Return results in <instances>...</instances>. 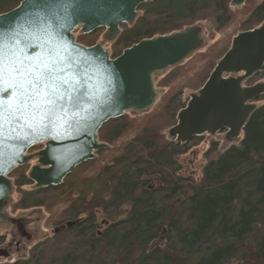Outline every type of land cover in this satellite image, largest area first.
Masks as SVG:
<instances>
[{
	"label": "trees",
	"instance_id": "16d2710c",
	"mask_svg": "<svg viewBox=\"0 0 264 264\" xmlns=\"http://www.w3.org/2000/svg\"><path fill=\"white\" fill-rule=\"evenodd\" d=\"M21 1L0 0V14ZM240 13L245 17L235 32L156 76L159 94L153 107L104 123L100 141L110 146L78 165L62 184L36 188L29 164L10 173L18 196L9 198L7 209L43 208L55 214L52 222L61 227L32 245L26 258L8 264H264V103L249 117L240 144L210 158L199 182L178 174L177 158L197 137L181 143L166 132L187 104L179 98L184 90L200 89L233 37L264 21V0L241 6L232 0L145 2L135 22L121 25L111 54L116 57L146 37L202 27L206 20L223 32ZM102 31L79 34L78 41L93 45ZM188 72L192 75L175 87ZM261 78L264 70L244 84ZM107 151L112 157L99 164ZM82 180L96 181L93 192L75 194ZM100 217L108 222L102 230ZM69 221L75 223L69 227ZM5 241L0 233V246Z\"/></svg>",
	"mask_w": 264,
	"mask_h": 264
},
{
	"label": "water",
	"instance_id": "95a60500",
	"mask_svg": "<svg viewBox=\"0 0 264 264\" xmlns=\"http://www.w3.org/2000/svg\"><path fill=\"white\" fill-rule=\"evenodd\" d=\"M148 1L151 0H75L74 12L70 19L63 21L64 26L59 22L52 25L57 40L70 49L75 59L88 66L92 77L90 88L101 86L103 93L87 113L82 112L68 125L52 126L48 130L22 128L6 134L7 138L0 144V220L15 224L22 236L29 237L24 221L6 211L14 188L10 173L37 158L38 163L29 170L35 187L62 184L78 165L95 158L97 151L108 147L99 137L104 123L130 111H148L158 99L157 73L181 64L204 45V31L197 24L143 38L116 57L99 42L91 46L78 42L74 34L78 26L83 34L105 27V38L116 39L121 25L135 22L139 6ZM246 1L232 0V4L241 6ZM29 15V5L22 0L15 8L1 13L0 18L4 24L20 31L23 39L34 31L28 25ZM44 39L32 35L30 42L35 47L26 49V53L31 56L44 54ZM263 70L264 21L233 37L230 48L218 60L202 87L190 96L178 113V121L169 130L170 135L181 143L225 129L230 139L240 136L257 107L253 100L264 94V83L244 85V81ZM8 84L7 78L0 82V96ZM3 98L8 99L7 96ZM40 142H45L42 149L28 153ZM164 239L162 236L161 242ZM0 252L8 255L7 251Z\"/></svg>",
	"mask_w": 264,
	"mask_h": 264
},
{
	"label": "snow or ice",
	"instance_id": "6c2138e0",
	"mask_svg": "<svg viewBox=\"0 0 264 264\" xmlns=\"http://www.w3.org/2000/svg\"><path fill=\"white\" fill-rule=\"evenodd\" d=\"M24 2L30 8L31 34L22 39L20 31L0 18V82L9 80L0 96V144L22 128L48 130L68 125L82 112L87 113L103 93L101 86L90 88L88 66L75 59L52 30L55 22L63 27V21L70 19L75 0ZM32 35L45 38L44 54L26 53V49L35 47L30 42Z\"/></svg>",
	"mask_w": 264,
	"mask_h": 264
},
{
	"label": "rangeland",
	"instance_id": "374dc122",
	"mask_svg": "<svg viewBox=\"0 0 264 264\" xmlns=\"http://www.w3.org/2000/svg\"><path fill=\"white\" fill-rule=\"evenodd\" d=\"M244 17H245L244 13H240L239 15H237L235 20H233L230 26L224 29L223 32H217L215 30L214 23L212 21L210 20L202 21L201 23H202V28L204 31V39H205V43L203 47H206L207 45L219 39L220 37H228L230 34L235 32V30H237L238 28L240 20L243 19ZM106 32H107L106 28H103V31L100 33V37L98 38L97 42L101 43L110 53H112V42L115 39L114 40L106 39L105 38ZM161 73H157V75ZM190 75H192V72H188L184 77L179 79L174 84V86L175 87L181 86L189 78ZM257 83H264V78L258 79L250 85H254ZM198 90L191 91L189 89H185L184 92L179 96V98L188 101L190 96L193 93L198 92ZM258 98L260 99L254 100V102L257 105L263 104L264 94L260 95ZM129 113H131L132 115L140 114L137 112L133 114L132 111H130ZM170 129L171 127L169 128V130ZM169 130H167L166 132L168 133ZM168 135L171 137L170 133H168ZM196 137L197 139L191 145L190 149L186 153L180 154L177 157L180 164V169L178 174L183 177H187L190 180H193L194 182H199L202 178L203 168L207 163V161L210 158L217 157L221 152H223L231 145H239L243 138V132H241L240 136L234 139H230L227 137L226 130H221L215 133L214 135H210L206 133L204 135L196 136ZM127 138L128 137L121 139L120 142L118 143L121 144V142H123ZM214 143H216V148L211 149L213 148ZM109 146L110 145H108V147ZM29 152H32L31 149L29 150ZM104 154L105 155H102L100 157V161L98 162L99 164H104L113 155L111 151H107ZM34 164H37V160H32L29 164V167L31 168V166ZM96 185H97L96 181L82 180L75 186L74 188L75 194H84V193L88 194L90 192H93ZM12 196L16 198L18 194L12 191L11 197ZM7 212L15 218H22L25 224V230L28 232L29 237L22 236L15 224L10 222H3L0 220V233L6 235V241L4 242L3 245L0 246V251L3 250L8 252L7 256L0 252V264H8L9 262H13L17 259L26 258L29 254V250L32 245L53 235V231L61 227L60 225L53 224L52 222V219L55 217V214L53 212H47L43 208L21 209L15 212L13 211L11 212V209H7ZM120 215H121L120 213L119 214L116 213L113 216H120ZM100 218H101L100 220L104 219V217H100ZM101 226L103 227V225H100L98 229L102 230Z\"/></svg>",
	"mask_w": 264,
	"mask_h": 264
},
{
	"label": "flooded vegetation",
	"instance_id": "af4514ba",
	"mask_svg": "<svg viewBox=\"0 0 264 264\" xmlns=\"http://www.w3.org/2000/svg\"><path fill=\"white\" fill-rule=\"evenodd\" d=\"M42 147H41V144H37L36 146H34V148H32V152L30 153H34V152H37L38 150H40ZM33 160H37V158L33 159ZM78 221V220H77ZM71 222V224L73 225L74 224V221H69ZM108 222H106L104 219L101 220V223L100 225H104V224H107ZM69 224V223H68ZM71 225V226H72ZM69 226V227H71ZM99 228V227H98Z\"/></svg>",
	"mask_w": 264,
	"mask_h": 264
}]
</instances>
